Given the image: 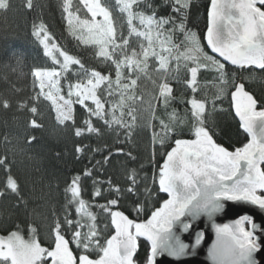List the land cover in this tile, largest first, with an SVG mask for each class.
Segmentation results:
<instances>
[{
    "label": "trees",
    "instance_id": "1",
    "mask_svg": "<svg viewBox=\"0 0 264 264\" xmlns=\"http://www.w3.org/2000/svg\"><path fill=\"white\" fill-rule=\"evenodd\" d=\"M127 1L126 15L120 0H102L121 35L114 57L128 63L118 67L113 57L102 66L100 44L72 28L82 13L79 0H0V237L19 233L38 241L43 254L36 264H47L58 226L77 256L100 257L114 233L111 212L102 206L112 200L131 219L146 220L167 199L159 168L178 139L202 131L229 150L243 147L249 139L231 102L239 82L264 108V70L230 67L207 50L210 0ZM146 20L162 25L165 51L163 65L151 59L142 68L132 55L135 46L149 44L135 33L147 29ZM191 36L202 54L190 50ZM39 69L59 73L72 120L59 115L40 86ZM97 69L107 77L93 98L80 101L75 83ZM164 83L170 92L162 91ZM195 101L204 105L201 114ZM88 235L98 243L86 248ZM148 251L141 240L136 264L147 262ZM0 264L13 260L4 253Z\"/></svg>",
    "mask_w": 264,
    "mask_h": 264
},
{
    "label": "water",
    "instance_id": "2",
    "mask_svg": "<svg viewBox=\"0 0 264 264\" xmlns=\"http://www.w3.org/2000/svg\"><path fill=\"white\" fill-rule=\"evenodd\" d=\"M263 6L264 0H228L224 20L218 26L208 17L204 43L210 54L236 69L264 70ZM210 28L219 31L226 47L239 46L243 54L225 59L213 51L207 43ZM245 36L246 41L242 39ZM231 102L233 114L249 139L243 147L229 150L208 133L194 139H178L159 168L158 187L167 196L160 207L141 221L115 208L111 212L114 233L98 258L88 254L77 256L67 237H56L53 248L45 255L47 264H136L141 240L149 246L145 264H155L162 256L177 262L189 259L194 264H211L207 253L215 239L211 231L225 227L234 235L239 264H260L259 251H264L260 235L264 229L252 213L264 216V195L259 193L264 189V108L242 82L233 91ZM170 202L175 213L158 224V213ZM229 205L251 211L223 217ZM201 222L211 234V239L202 245L203 254L192 250L191 242L184 239L190 227H196L194 236L202 238L198 229ZM180 244H189V249L177 256L175 250Z\"/></svg>",
    "mask_w": 264,
    "mask_h": 264
},
{
    "label": "rangeland",
    "instance_id": "3",
    "mask_svg": "<svg viewBox=\"0 0 264 264\" xmlns=\"http://www.w3.org/2000/svg\"><path fill=\"white\" fill-rule=\"evenodd\" d=\"M82 6V13L78 17L73 18L72 28L74 30H81L86 41L95 42L100 44L101 51L97 55V59L102 66H106L107 63H111V58L116 59L115 63L120 67L121 65L127 66L128 63L121 62L116 56L117 49L122 45L118 42L121 36L118 31V23L116 18L112 15L109 9L102 3V0H79ZM121 11L125 14L129 10V2L127 0H120ZM127 15V14H126ZM129 19V17H128ZM145 25L147 29L145 31L135 33H141L147 37L148 46H135L132 56L137 55L138 60L142 68H146L151 59L159 60L161 65L163 61L161 56L163 52V32L162 25L153 20H146ZM190 50L193 54H202V46L195 36L189 38ZM50 48L51 44H47ZM131 56V57H132ZM82 77L75 83L73 88V94L83 101L87 98H93L94 88L98 87L100 83L107 77V74L103 70H88L83 72ZM40 86L45 90L48 98L56 107L59 115L63 119L72 120L74 118V108L71 102L61 95L59 89L60 75L57 71H51L47 69H39L36 72ZM162 91L164 93L170 92L169 86L164 83L162 85ZM193 108L197 114H201L204 109V105L200 102H193ZM93 129V127H91ZM204 133V132H200ZM117 205L116 200H112L107 204H103L105 210L112 212ZM83 207V206H82ZM85 208V207H84ZM86 209V208H85ZM88 210L86 209V213ZM93 217L90 216V222ZM82 227V226H81ZM59 226L55 229V236L60 237ZM83 237V231L75 233L74 242H81ZM85 247L90 245H96L97 240L93 239L92 235H88L84 240ZM8 254L12 258L13 264H36V262L42 257L43 249L38 241L28 240L19 233H13L6 238L0 237V256L2 254Z\"/></svg>",
    "mask_w": 264,
    "mask_h": 264
},
{
    "label": "snow or ice",
    "instance_id": "4",
    "mask_svg": "<svg viewBox=\"0 0 264 264\" xmlns=\"http://www.w3.org/2000/svg\"><path fill=\"white\" fill-rule=\"evenodd\" d=\"M227 3L228 0H210L208 17L209 21L212 22L214 26H218L220 21L224 20V8ZM208 36L209 39L207 40V43L209 44V46L213 49V51L217 52L225 59L230 58L231 55L243 54L240 52L239 46H234L231 48L226 47L218 30H214L212 28L208 29ZM242 39L246 41L248 37L245 36ZM175 211V206L170 202L169 205L165 207L162 213H158L157 223L159 224L164 222L167 217L174 214ZM247 211L251 210L246 208H237L233 205H229L227 207V210L224 211L223 217L237 216L241 212ZM252 214L260 223L261 229H264V216H261L256 212H253ZM198 229L200 230L202 238H197L196 236H194V233L197 232L196 227H190L186 229L187 234L184 239L191 242L192 250L198 249V251L203 254L204 249L202 245L206 244L208 239H211V234L210 231L204 228L203 222L199 224ZM211 232L215 235V239L207 249L208 258L211 261V264H239V260L237 258V246L233 233L226 227L216 228L215 232ZM260 244L264 245V234L260 235ZM188 249L189 244H180L179 247L175 250V254L177 256H181L186 251H188ZM259 254L260 264H264V251H262L261 249L259 251ZM137 258H139V253H137ZM145 259H147V254L145 255ZM155 264H194V262L189 259H182L177 262L176 260H171L167 257L164 258V256H162L155 261Z\"/></svg>",
    "mask_w": 264,
    "mask_h": 264
}]
</instances>
